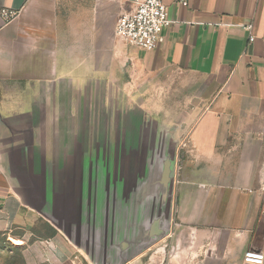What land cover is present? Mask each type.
<instances>
[{
    "label": "crops",
    "instance_id": "1",
    "mask_svg": "<svg viewBox=\"0 0 264 264\" xmlns=\"http://www.w3.org/2000/svg\"><path fill=\"white\" fill-rule=\"evenodd\" d=\"M185 1L163 0L169 22L145 51L115 33L132 0H0V246L20 247L23 264L92 263L44 206L65 216L93 192L91 157L110 142L92 117L109 124L110 103L134 100L144 84L158 89L169 74L189 103L169 138L174 223L125 264H141L173 228L185 232L180 255L158 264L264 253V0ZM215 231L224 243L206 247Z\"/></svg>",
    "mask_w": 264,
    "mask_h": 264
},
{
    "label": "water",
    "instance_id": "2",
    "mask_svg": "<svg viewBox=\"0 0 264 264\" xmlns=\"http://www.w3.org/2000/svg\"><path fill=\"white\" fill-rule=\"evenodd\" d=\"M172 129L162 135L155 131L139 150L109 143L108 150L91 157L92 193L66 204L65 216L44 206L45 215L93 264H125L169 232L175 155L167 141Z\"/></svg>",
    "mask_w": 264,
    "mask_h": 264
},
{
    "label": "rangeland",
    "instance_id": "3",
    "mask_svg": "<svg viewBox=\"0 0 264 264\" xmlns=\"http://www.w3.org/2000/svg\"><path fill=\"white\" fill-rule=\"evenodd\" d=\"M160 79L162 85H160L158 89L145 86L146 84H144L141 87V91L134 95V100L129 101L125 96V103L123 105L121 103H110L108 108L109 116L106 117L103 115V121L109 118V124H105V122L102 124L97 120L98 117L93 116L92 122L89 125L94 131V134H96L95 131H97L96 135L99 137L101 130H105L107 127L110 146L111 144L114 146L119 145L124 141L125 145H131V143H133L132 141H134L133 145L139 150L142 148L144 142H146L145 145L148 146L147 144L150 141V137L155 131L157 134L162 135L171 126L179 127V125L182 124L180 120L185 118L187 109H189V103L184 97L185 92L181 91L179 88L181 77L179 75L169 74L162 76ZM165 82H167V85ZM173 120H178V122H174ZM125 135L126 140L123 139ZM133 137H135L134 140H132ZM93 141L96 143L102 140L94 138ZM171 141L168 139L167 142L171 144ZM171 169L173 170L172 173L175 178L177 160L172 163ZM173 192L174 185L172 194ZM170 221L171 223L173 222V220ZM39 224L42 225L41 223ZM221 232L225 233L224 230H221ZM210 234L211 233L206 236V247L209 242L219 245L224 243V235H221L222 233H219V231H215V234L211 237ZM185 238L184 231L179 228L176 230L173 228L170 238L165 239L162 243L157 244L156 247H152L144 252L140 258L141 264H158L161 259H168L172 254L180 255V243L181 241H185ZM162 247H164V251L161 250ZM158 249L159 251H157ZM214 250H216V248H214ZM90 253L94 258H97L99 254L97 250H93ZM15 254L16 252L11 245L0 246V264H4L7 258L15 256ZM150 257H152V260Z\"/></svg>",
    "mask_w": 264,
    "mask_h": 264
},
{
    "label": "built area",
    "instance_id": "4",
    "mask_svg": "<svg viewBox=\"0 0 264 264\" xmlns=\"http://www.w3.org/2000/svg\"><path fill=\"white\" fill-rule=\"evenodd\" d=\"M133 8L116 21V35L131 46L150 51L162 39L164 27L168 24L167 6L163 0H132ZM186 4L185 0H181ZM3 13H8L3 10ZM10 15V13H9ZM246 28H250L247 26ZM253 40V36L249 38ZM240 264H264V253L249 248L243 252Z\"/></svg>",
    "mask_w": 264,
    "mask_h": 264
},
{
    "label": "trees",
    "instance_id": "5",
    "mask_svg": "<svg viewBox=\"0 0 264 264\" xmlns=\"http://www.w3.org/2000/svg\"><path fill=\"white\" fill-rule=\"evenodd\" d=\"M43 226L45 229L51 230V234L55 233V229L49 227L48 223L43 224ZM10 245L13 247V250L16 252V254L15 256L7 258L4 264H23L20 247H15L12 244Z\"/></svg>",
    "mask_w": 264,
    "mask_h": 264
},
{
    "label": "bare ground",
    "instance_id": "6",
    "mask_svg": "<svg viewBox=\"0 0 264 264\" xmlns=\"http://www.w3.org/2000/svg\"><path fill=\"white\" fill-rule=\"evenodd\" d=\"M14 243H15V244H17V243H18V241H14Z\"/></svg>",
    "mask_w": 264,
    "mask_h": 264
}]
</instances>
